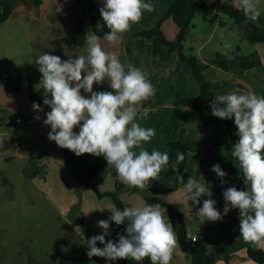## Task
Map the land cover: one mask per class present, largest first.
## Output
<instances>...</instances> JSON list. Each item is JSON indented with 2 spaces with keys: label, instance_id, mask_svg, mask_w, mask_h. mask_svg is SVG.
Returning a JSON list of instances; mask_svg holds the SVG:
<instances>
[{
  "label": "clouds",
  "instance_id": "1",
  "mask_svg": "<svg viewBox=\"0 0 264 264\" xmlns=\"http://www.w3.org/2000/svg\"><path fill=\"white\" fill-rule=\"evenodd\" d=\"M259 3L260 0H234L250 21L262 15ZM153 10L152 0H102L99 12L109 29L103 39L109 45H117L121 34L139 22L145 11ZM85 44V54L62 59L46 51L35 60L42 73L39 84L44 90L43 105L50 106L43 120L50 126L48 139L76 155L103 156L120 182L141 190L150 179L158 178L163 168L171 167L178 173L184 198L192 201V207L200 204V198L207 194L208 198L203 199L193 216L200 222L216 221L230 209L238 208L240 236L252 246L264 248V95L249 88L217 93L211 101L212 115L234 118L239 138L231 147V155L239 162L245 185L238 188L233 184L223 189L225 203L221 211L204 181L195 175L185 180L177 171L185 159L183 152L177 151L175 160L170 161L167 151L156 148L149 151L144 146L156 135L154 127L137 122L138 118L148 116L143 101L156 94L146 72L122 62L117 52L107 50L94 33L86 35ZM105 81L111 90L93 89L94 82L99 85ZM81 89L90 95L82 94ZM32 108L38 110L35 118L40 119L42 105L34 101ZM211 168L220 183H226L228 173L220 163ZM105 208L110 209L108 219L97 221L102 231L86 240L88 257H105L110 262L118 258L142 262L147 257L152 264H171L177 239L166 208L141 201L123 208L94 209ZM113 221L125 225L124 231L117 233L118 238L106 240ZM97 241L103 247L97 246Z\"/></svg>",
  "mask_w": 264,
  "mask_h": 264
},
{
  "label": "crops",
  "instance_id": "2",
  "mask_svg": "<svg viewBox=\"0 0 264 264\" xmlns=\"http://www.w3.org/2000/svg\"><path fill=\"white\" fill-rule=\"evenodd\" d=\"M7 1L11 7V13L6 19L0 21V55L8 57L14 56L6 60V64L10 67H5L6 69L4 70L29 74L35 81V74L33 72L38 71V65L35 60L40 54L49 51L59 55L62 59H67L68 55L85 54L86 44L76 45L71 39L75 15L79 9V5L75 3L77 0H42L39 7H35L33 0ZM93 1L95 7L102 6V0ZM172 1L152 0L154 10L150 12L145 11L139 22L133 23L127 32L121 34V39L117 45H109L103 39L104 36H100L101 42L107 50L116 51L122 62L132 63L137 67H141L156 88V91H158V95L153 101L148 104H145L143 101V107L149 110L147 118H138L137 120L142 126L154 127L156 129V135L149 142H146L144 146L149 151L156 148L161 152H168L166 142L174 137L173 129L175 127L184 134L198 137L200 144L195 150L188 152L186 163L180 174L183 175L185 180L189 175L197 176L209 186L210 190L213 187L216 189L226 188L232 183L237 182L240 174V168L236 158L231 155V147L236 141L229 137L222 122H216L208 126L202 124L192 106V100L199 92V85L192 77L188 63L180 59L179 51L177 49L169 50L167 45L164 44L155 45L152 39L145 36L134 35V33L142 29L151 27L159 16H164ZM66 5H69V8L65 7ZM258 7L264 12V0H260ZM1 12L2 7L0 6ZM200 13L208 15L206 13L210 12L204 11ZM211 13L215 16L212 17L213 22L209 28V34L218 31L220 25L219 12L213 10ZM89 14L90 11L88 10L82 15L83 28L86 33L88 32L87 35L93 34ZM161 29L164 36L171 40L175 37L178 27L171 17H164L161 23ZM16 30L19 34H23V37L15 38L16 36L13 32ZM13 42L15 43V50L9 51ZM252 43L253 51L257 52L260 63L245 71H240L234 66L229 70L220 68L215 58V54L218 52L212 54L211 52L204 51V43H200L198 45L197 55L199 60L206 65L203 70L204 76L212 82H225V92L235 90L245 91L250 88L258 95H264V42L255 41ZM39 75L41 78L42 73ZM99 85L106 90H111L107 81ZM99 85L94 82L93 89L102 90ZM81 92L82 94L90 95L84 93L83 89H81ZM179 124H181V129L178 127ZM61 154L62 147H60V150L54 156L49 157L51 165L49 163L47 167L45 183L48 182L50 174L54 173L53 168L56 165L57 169L55 174L60 170L64 178L67 179V182L69 181L72 185H75L77 182L73 179L66 163L62 161ZM217 162L220 163L226 172H230L229 176L224 178L226 181L224 184L220 183V179L211 168ZM198 168L201 169L200 173H197ZM165 171L166 167L161 170L158 178L150 179L144 190L135 191L132 187L124 184L120 190L123 201L128 206L141 201L146 203L145 193L152 186H158L160 184L171 186L173 184L171 180L163 183L162 178ZM72 179L74 180L73 182ZM119 182L115 170L106 164L93 177L91 185L79 183L78 187L82 195L81 203L85 207V212L90 208L88 205L96 208L114 206L111 197L108 195L100 197L98 203L88 200L86 202L88 205H85L84 197L85 195L90 197L94 189L100 192L113 191L117 189ZM176 182L177 188L172 191L152 193V195H149L152 199L150 203H159L164 208V202L172 204L180 211L186 222L187 216L193 215V208L195 206L192 207V201H189L188 204L183 206L180 205L182 204L181 201L175 200L174 194L180 187L183 188V184L178 177ZM201 198L205 199L203 196ZM234 209L239 211L238 208ZM238 214L237 221L240 224V212ZM109 215L110 209L105 208L103 211L98 209L94 212L95 222L92 226H88V220L86 223L85 219L90 236L99 234L102 231L97 221L100 219H108ZM113 226L114 221L110 223V234L106 236V240L112 239ZM186 227L188 234L201 237L198 231L188 227L187 222ZM233 230L234 232L225 230V232L215 238H207L206 244L208 249L213 251L217 257L216 264H264V262L258 263L254 261L247 255V245L249 243L245 242L240 236L239 226L233 228ZM85 240H87V237H85ZM97 246L103 247L99 241H97ZM226 255L229 256L227 261L225 260ZM82 256L90 263L88 257ZM96 257L102 261V264H120L123 259L118 258L116 261L110 262L105 257ZM171 264H190L189 257L181 250L178 241L173 252Z\"/></svg>",
  "mask_w": 264,
  "mask_h": 264
},
{
  "label": "rangeland",
  "instance_id": "3",
  "mask_svg": "<svg viewBox=\"0 0 264 264\" xmlns=\"http://www.w3.org/2000/svg\"><path fill=\"white\" fill-rule=\"evenodd\" d=\"M232 3L234 4V0ZM65 7L69 8V5ZM208 12H210L206 13L208 15H204L205 13L194 15L193 25L187 29L183 41V51L186 54H197L200 43H204V51L212 54L216 52L248 54L253 51L252 41L240 37L237 24L224 13L218 14L223 21L218 31L209 34L212 17L215 15L211 13L212 11ZM13 34L17 39L23 37L17 30ZM14 50L13 42L9 51ZM13 56L0 55V73L8 71L4 70L5 67H10L6 60ZM33 74L37 92L43 96L44 90L39 84L40 72L34 71ZM32 103L28 97L26 82L21 84L19 91L0 85V264H53L69 255L88 257L84 236L87 237L89 230L85 219L86 223L88 220L87 225L92 226L95 222L94 212L98 209H94L96 207L86 202L91 200L98 203L100 200L95 189L90 197L85 195V205L90 207L85 212V207L81 203L79 183L72 185L71 182H67L60 170L55 174L56 165L53 168L54 173L50 174L48 182L45 183L49 157L54 156L60 147L55 141L48 139L50 126L43 123L45 113L50 107H43V111H39L40 119H36L38 110L32 108ZM16 117L19 120H16ZM178 127L181 129V124ZM74 130L78 131V128L74 127ZM31 153L36 156L40 169L35 175L31 174L35 167L30 157ZM62 161L65 162L63 155ZM227 173L229 176L230 172ZM233 184L238 188L245 187L244 182L241 184L235 182L230 186ZM223 189L215 187L211 189L212 198L217 201L216 207L221 211L225 203ZM183 193L184 189L180 187L174 196L175 200L181 201L180 205L185 206L188 201ZM203 197L208 198L207 194ZM201 201L203 202V198H200V204ZM199 205L193 208V212ZM236 210L230 209L222 219L216 221L197 223L195 220L199 218L190 215L187 216L186 222L189 228L198 231L201 237L207 240L209 237L221 235L225 230L234 232L233 228L239 226L237 221L239 211ZM78 217L84 220L83 223L77 220ZM88 259L89 264H102L96 256Z\"/></svg>",
  "mask_w": 264,
  "mask_h": 264
},
{
  "label": "trees",
  "instance_id": "4",
  "mask_svg": "<svg viewBox=\"0 0 264 264\" xmlns=\"http://www.w3.org/2000/svg\"><path fill=\"white\" fill-rule=\"evenodd\" d=\"M42 0H33L35 7H39ZM76 4L79 5V9L75 15L74 27L71 31V39L76 45H84L86 38V31L83 28L82 15L85 14L88 10L90 11L89 19L91 23V30L94 34L104 36V33L109 31L108 27L104 24L102 17L99 12L100 7L94 6L93 0H77ZM0 6L2 7V12L0 13V21L6 19L11 13V7L7 0H0ZM218 11L224 13L227 16L233 18L235 23L238 26L240 37L247 39L249 41H262L264 42V12L257 20H248L245 17L244 13L239 10L238 6H235L232 3V0H173L164 16H159L154 24L149 27L142 29L134 35H142L149 39H152L155 45L164 44L167 45L169 50L177 49L179 51L180 59L186 61L190 67V72L192 77L197 81L199 85V92L192 100V106L198 117L200 118L204 126L211 125L216 122H222L225 126V129L229 137L236 141L239 137L235 132L236 125L234 124V118L224 119L212 115L211 113V101L213 96L217 93H225V82L218 83L212 82L207 79L203 70L206 67L200 60L197 54L189 53L186 54L183 51V41L185 33L189 27L193 25L192 19L196 13L204 11ZM164 17H171L176 23L178 30L175 37L171 40L167 39L161 29V23ZM220 24L223 23L221 19L219 20ZM239 49V48H238ZM237 49V50H238ZM217 65L224 69L229 70L233 66L240 70L245 71L253 68L255 65L260 63V59L257 56V52L253 51L248 54L244 53H216L215 54ZM23 82L28 84V97L32 102H38L42 107H50L43 105V96H41L35 87L34 80L32 76L26 73H11L6 71L5 73H0V85L5 86L13 91H19L20 86ZM158 95V91L154 97L149 98L144 101L145 104L153 101ZM174 137L169 139L166 144L168 147V153L170 156V161L175 160L177 151L184 153L185 159L181 162L179 169L177 170L181 173L186 160L187 154L189 151L195 150L199 144L200 139L195 136L184 134L181 130L178 131L175 127L173 129ZM62 155L66 165L69 167V171L73 176V179L77 183H85L91 185V180L97 173L107 164L106 159L103 156H94L90 153H83L76 155L72 150L62 147ZM32 158L33 165L35 166L31 174H37L40 169L37 165V158L34 154H30ZM238 165L239 162L236 159ZM240 168V166H239ZM200 168L197 169V173ZM241 171L239 178L237 180L238 184L243 183V178L241 176ZM178 173L173 171L171 167H166V171L163 175V181H173L171 186H166L165 184H160L158 186H152L147 190L146 194V203L151 202V197L149 196L152 193H164L166 191H172L176 188L177 182L176 179ZM123 183L119 182L117 189L113 191L100 192L96 191L99 197L108 195L111 197L113 204L117 208H123L128 206L122 199L120 195V190L123 187ZM133 190H141L136 187H132ZM80 192V190H79ZM167 214L169 216L172 228L177 236V241L181 250L189 257L190 264H216L217 257L215 253L208 249L206 240L201 237L192 239L188 236V230L186 227V222L183 215L177 210L172 204L164 202ZM80 223H83L82 218H77ZM125 225H116L114 222L112 239H116L117 233H123ZM87 232V230L85 229ZM90 237L88 232L87 238ZM247 255L258 263L264 262V248L254 247L251 244L247 245ZM229 258L228 255L225 256L227 261ZM53 264H89V261L82 256L69 255L63 257L56 261ZM120 264H152L149 258L145 257L142 262H137L132 259L123 258Z\"/></svg>",
  "mask_w": 264,
  "mask_h": 264
},
{
  "label": "built area",
  "instance_id": "5",
  "mask_svg": "<svg viewBox=\"0 0 264 264\" xmlns=\"http://www.w3.org/2000/svg\"><path fill=\"white\" fill-rule=\"evenodd\" d=\"M16 120H19V118L16 117ZM188 236L191 237L192 239H196L197 238V236L194 235V234H188Z\"/></svg>",
  "mask_w": 264,
  "mask_h": 264
},
{
  "label": "water",
  "instance_id": "6",
  "mask_svg": "<svg viewBox=\"0 0 264 264\" xmlns=\"http://www.w3.org/2000/svg\"><path fill=\"white\" fill-rule=\"evenodd\" d=\"M200 206H202V201H201V204L199 205V207H200ZM199 207H198V208H199ZM195 222H197V223H201V222L199 221V219H196Z\"/></svg>",
  "mask_w": 264,
  "mask_h": 264
}]
</instances>
